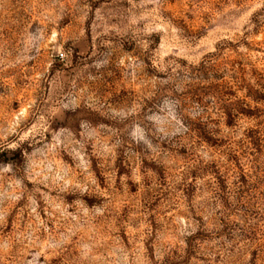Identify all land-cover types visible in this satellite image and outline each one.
Listing matches in <instances>:
<instances>
[{
    "label": "rangeland",
    "instance_id": "rangeland-1",
    "mask_svg": "<svg viewBox=\"0 0 264 264\" xmlns=\"http://www.w3.org/2000/svg\"><path fill=\"white\" fill-rule=\"evenodd\" d=\"M0 264H264V0H0Z\"/></svg>",
    "mask_w": 264,
    "mask_h": 264
}]
</instances>
